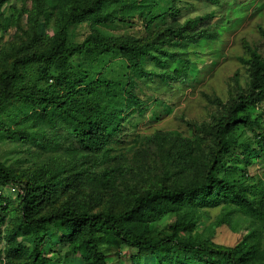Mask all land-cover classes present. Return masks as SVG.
I'll use <instances>...</instances> for the list:
<instances>
[{
  "label": "trees",
  "instance_id": "trees-1",
  "mask_svg": "<svg viewBox=\"0 0 264 264\" xmlns=\"http://www.w3.org/2000/svg\"><path fill=\"white\" fill-rule=\"evenodd\" d=\"M175 2L30 0L26 8L0 0V142L36 149L25 168L0 162V188L17 190L0 194V264H54V245L80 264H264V177L244 173L241 181L225 161L239 128L253 133L240 160L248 166L264 156V125L253 117L264 103V56L251 53L247 83L210 123L191 126L195 139L135 134L147 101L160 102L140 84L183 87L190 65L172 49L204 50L220 39V27H209L214 14L179 23ZM134 18L155 29L140 38L100 31ZM80 25L86 36L70 43ZM113 57L125 65L122 78L102 74ZM145 139L155 148L152 165L142 151H124ZM125 166L140 186L125 182ZM214 209L221 216L200 229ZM236 215L249 221L246 233L218 242V229L235 232Z\"/></svg>",
  "mask_w": 264,
  "mask_h": 264
},
{
  "label": "rangeland",
  "instance_id": "rangeland-1",
  "mask_svg": "<svg viewBox=\"0 0 264 264\" xmlns=\"http://www.w3.org/2000/svg\"><path fill=\"white\" fill-rule=\"evenodd\" d=\"M26 8L30 7V0H21ZM219 5H212L207 1L177 0L175 7L182 11L183 17L179 23L193 18L214 14L209 24L220 27L221 35L212 47L199 49L196 46H188L185 50L175 47L172 50L186 53L184 61L189 62V72L186 84L177 86L140 84L142 91L147 95L159 99L160 102L147 101V112L141 122L137 124L135 134L140 136H152L161 132L172 137L181 134L185 138L195 139L193 125L208 124L222 112V106L226 104L236 88L243 87L248 81V62L252 52L256 51L264 56V0H219ZM222 20L216 24L218 18ZM226 21H228L226 23ZM143 19L134 18L127 22H114L100 27L104 35L109 36H133L144 37L150 34L155 27L147 25ZM42 25L40 33L44 31ZM13 30L8 31L12 34ZM88 32L87 25L73 27L69 32L70 43H80ZM3 33H1V36ZM171 50V49H170ZM102 74L110 79H119L126 75L123 61L117 57L104 60ZM148 68H154L150 62ZM145 94V95H146ZM143 94L141 93V96ZM146 95V96H147ZM255 116V117H254ZM255 120L264 125V103L253 112ZM234 144L231 152L225 157L226 163L237 167L236 175L241 181L254 177H264V156L254 159L246 166L240 159L245 157L246 148L252 145L253 133L250 129L239 128L234 133ZM143 143L131 147V143L124 150L128 158L142 151V158L152 165L157 159L154 156L155 148L147 139ZM127 144H129L127 142ZM36 149L26 144H13L7 141L0 142V162L13 168H25L29 166L31 156ZM125 182L131 186H140V180L136 179V169L125 166L122 171ZM135 177V178H133ZM117 183H120L117 180ZM122 183V182H121ZM16 189L11 187L0 188V194L13 198ZM207 223H199L203 229L208 223L215 221L221 216L219 209L207 212ZM234 218L235 232L228 228H220L216 231L218 242L230 244L235 242L249 227V221L241 215ZM173 219L171 218L170 221ZM169 220L163 224L167 225ZM222 229V231H221ZM61 235V229H57ZM53 242V241H52ZM53 245V243L51 244ZM56 252L53 254L54 264H80L77 256H67L66 246L52 247ZM51 248V249H52ZM0 251L2 246L0 245ZM121 254L128 255V251L121 249ZM109 264H115L112 258Z\"/></svg>",
  "mask_w": 264,
  "mask_h": 264
}]
</instances>
